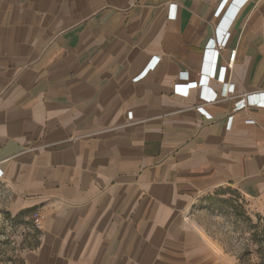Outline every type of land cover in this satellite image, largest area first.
Instances as JSON below:
<instances>
[{
    "label": "crops",
    "instance_id": "obj_1",
    "mask_svg": "<svg viewBox=\"0 0 264 264\" xmlns=\"http://www.w3.org/2000/svg\"><path fill=\"white\" fill-rule=\"evenodd\" d=\"M257 92L264 0H0V184L41 230L23 264H229L188 213L264 198V108L234 111Z\"/></svg>",
    "mask_w": 264,
    "mask_h": 264
},
{
    "label": "rangeland",
    "instance_id": "obj_2",
    "mask_svg": "<svg viewBox=\"0 0 264 264\" xmlns=\"http://www.w3.org/2000/svg\"><path fill=\"white\" fill-rule=\"evenodd\" d=\"M188 219L229 264L264 263V198L251 201L238 190L221 188L196 199ZM39 224L28 212L11 211L0 184V264H23L40 243Z\"/></svg>",
    "mask_w": 264,
    "mask_h": 264
},
{
    "label": "built area",
    "instance_id": "obj_3",
    "mask_svg": "<svg viewBox=\"0 0 264 264\" xmlns=\"http://www.w3.org/2000/svg\"><path fill=\"white\" fill-rule=\"evenodd\" d=\"M235 2L237 4H239L240 6H244L245 4H247L248 0H235ZM175 7H172V13L171 16L174 17L175 16ZM234 13V12H232ZM231 17V15H230ZM225 25L228 24V22H230L229 18L225 19ZM224 29H226V26L223 25L222 30L221 31V36H220V47L221 48H225L227 41L229 40V36L226 33V31H224ZM211 50H207L206 52H208V57L210 56L209 60L214 61L216 59V57L218 56V52L215 53V51H213L214 53L210 52ZM237 55V51H233V53L231 54V58L230 61L231 63L234 62L235 58ZM159 61V58L155 59L153 63L150 64V66L147 68V70H145V72H143L142 74L139 75V77H137L135 79V81H138L140 78H142L145 74H147L148 72H150V70H154V67L157 65V63ZM213 63V62H212ZM208 67L207 71L205 73H203V76L205 78V91L203 93V99H205V101L209 104L211 103H216L218 102V98L216 94H213L212 92H210L209 86L207 85L208 81L210 80L211 76H214V74H212V64H208L206 65ZM187 75V74H186ZM183 74L182 78L185 79L187 76ZM250 106H255V107H259V108H264V92H257V93H250V95H248L247 97H245V100L243 102H240L238 104V106L235 107L234 111H238L241 110L242 108H249ZM198 111L203 115H206V117L208 119H212V116L209 115L206 110H205V106L203 107H199ZM234 120V117H230L229 118V126L232 125ZM252 122V120L250 121V123ZM3 171L0 169V178L3 177Z\"/></svg>",
    "mask_w": 264,
    "mask_h": 264
},
{
    "label": "trees",
    "instance_id": "obj_4",
    "mask_svg": "<svg viewBox=\"0 0 264 264\" xmlns=\"http://www.w3.org/2000/svg\"><path fill=\"white\" fill-rule=\"evenodd\" d=\"M263 246H264V235H263V237H262V240H261V248H263ZM261 250V249H260ZM258 254H262V253H260L259 252V250H258V252H257ZM263 260H264V256H263ZM261 264H264L263 262L261 263Z\"/></svg>",
    "mask_w": 264,
    "mask_h": 264
},
{
    "label": "water",
    "instance_id": "obj_5",
    "mask_svg": "<svg viewBox=\"0 0 264 264\" xmlns=\"http://www.w3.org/2000/svg\"><path fill=\"white\" fill-rule=\"evenodd\" d=\"M230 18V17H229Z\"/></svg>",
    "mask_w": 264,
    "mask_h": 264
}]
</instances>
